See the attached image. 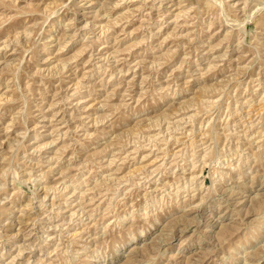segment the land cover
Here are the masks:
<instances>
[{
    "label": "rangeland",
    "instance_id": "1",
    "mask_svg": "<svg viewBox=\"0 0 264 264\" xmlns=\"http://www.w3.org/2000/svg\"><path fill=\"white\" fill-rule=\"evenodd\" d=\"M0 264H264V0H0Z\"/></svg>",
    "mask_w": 264,
    "mask_h": 264
},
{
    "label": "bare ground",
    "instance_id": "2",
    "mask_svg": "<svg viewBox=\"0 0 264 264\" xmlns=\"http://www.w3.org/2000/svg\"><path fill=\"white\" fill-rule=\"evenodd\" d=\"M5 45V44H4ZM4 47V46H3ZM250 129V128H249ZM203 134V133H202ZM201 135V134H200ZM167 141V140H166ZM36 191H37V189H36ZM19 251V250H18ZM18 253V252H17Z\"/></svg>",
    "mask_w": 264,
    "mask_h": 264
}]
</instances>
